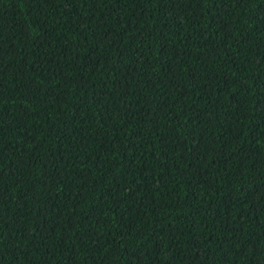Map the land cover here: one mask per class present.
Here are the masks:
<instances>
[{
    "label": "trees",
    "instance_id": "obj_1",
    "mask_svg": "<svg viewBox=\"0 0 264 264\" xmlns=\"http://www.w3.org/2000/svg\"><path fill=\"white\" fill-rule=\"evenodd\" d=\"M0 264H264V0H0Z\"/></svg>",
    "mask_w": 264,
    "mask_h": 264
}]
</instances>
